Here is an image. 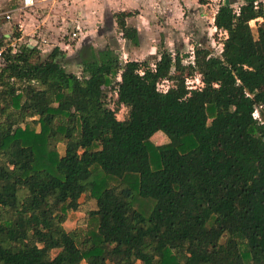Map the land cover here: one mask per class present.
I'll list each match as a JSON object with an SVG mask.
<instances>
[{
  "label": "trees",
  "instance_id": "trees-1",
  "mask_svg": "<svg viewBox=\"0 0 264 264\" xmlns=\"http://www.w3.org/2000/svg\"><path fill=\"white\" fill-rule=\"evenodd\" d=\"M238 3L215 15L220 55L6 48L0 264H264V0ZM130 15L116 23L139 46ZM74 212L86 220L68 231Z\"/></svg>",
  "mask_w": 264,
  "mask_h": 264
},
{
  "label": "crops",
  "instance_id": "crops-1",
  "mask_svg": "<svg viewBox=\"0 0 264 264\" xmlns=\"http://www.w3.org/2000/svg\"><path fill=\"white\" fill-rule=\"evenodd\" d=\"M64 1H67L69 5L67 9L63 7L62 10L56 8L54 10L51 5L55 2H59V0H50V4L47 3L49 0H36L35 7L31 8L34 13H27L25 11V14H16L14 22L12 20L6 21L5 19L0 18V29L11 25L13 32L18 29L22 33L21 38H25L34 34L27 28L30 23H33L36 29H38L35 34H38V36L43 37L50 43L54 42V45L52 46L59 47L67 54V57L72 58L87 40L91 41V39L96 36H99V38L103 37L101 28L105 23V16L107 15L106 6H108V3H102L104 0ZM112 1L114 7L117 8L113 14L119 12L131 14L127 17V23L129 26L138 29L141 41L139 46L130 48L128 52V55L130 56L129 60L142 61L143 57L138 56L147 52L148 45H151L150 42L142 40L145 33L149 34L151 37L153 36L155 39L156 33L159 31V35L163 34L165 39L163 43L166 45L162 47V50L167 49L171 52H175L179 50L176 46L177 42L182 38L185 42L186 38L184 35L189 37L185 32L180 31L185 30L189 24L193 26L194 22L201 19V17H207L208 12L212 13L210 24L214 26L215 15L220 7V3L225 0H221V2H219L218 5H215L214 8L213 3L217 0H110L109 3ZM238 1L243 2V0ZM74 10H76L77 13V23H72L67 20L74 15ZM114 24H117L116 20H114ZM68 25L71 26L70 30ZM74 27L76 29L78 28L76 31H79V36L77 35L75 38H73L71 34L75 31ZM197 27H200L198 22ZM67 32H69V37H67ZM174 33H177V37H175ZM195 33L196 32H192V35ZM21 38L19 40H21ZM15 40L17 41L18 39ZM29 41L30 43L28 44L30 46H38V44H40L37 42L36 38L34 39L33 37L30 38ZM198 44H203L202 39ZM93 45L98 48L95 43H93ZM152 47L154 49L156 46L152 45ZM159 51L161 50H158L157 52L154 50L147 54L154 56V58H159ZM135 55L138 56L136 57ZM126 61L128 60L126 59L125 62ZM73 64L74 67L79 68L75 63ZM162 135V132H159L158 134L156 133L153 136V140L154 138H161L160 142L162 144L167 143V139Z\"/></svg>",
  "mask_w": 264,
  "mask_h": 264
},
{
  "label": "rangeland",
  "instance_id": "rangeland-1",
  "mask_svg": "<svg viewBox=\"0 0 264 264\" xmlns=\"http://www.w3.org/2000/svg\"><path fill=\"white\" fill-rule=\"evenodd\" d=\"M110 0H104L102 1V3H108L106 6L107 7V15L105 16V23L103 24L102 28H101V32H102V36L101 38H99V36L94 37L93 39H91L92 43H95L96 46L98 48H104L106 47L107 44L112 45L120 54L121 56V61L125 62V60H129V55L128 52L130 50V48H133L134 45H132L130 42H128L126 39L124 40L123 36L120 34L119 32V28L117 26V24H114V20H116L114 17L116 15L113 14L114 11H116V7H114L113 5V1L111 3H109ZM219 2H221V0H217L213 3V8L215 7V5H218ZM47 3H51L50 0ZM242 2H239L238 4H240ZM52 8L55 10L59 9L62 10L63 7L65 9H67V7L69 6L67 1L64 0H59V2H55L52 5ZM20 7V0H0V14L1 13H5V12H9V11H14L17 10ZM49 9V8H48ZM30 13L33 12L32 9H27L24 10V12ZM69 11V10H68ZM23 11H16L13 13L14 18H12L11 20L14 22V20L16 19V14H25ZM36 12V11H35ZM34 13V12H33ZM134 13V12H133ZM212 16L211 12H208V16L207 17H201V19H198L194 22L193 26H191L189 24V26L187 28H185V30L180 31V32H185V34L189 35V37H187L186 35H184V37L186 38L185 42L184 39L182 38L180 41L177 42L176 46L177 49L181 50L184 54H189L192 55L194 52V47L195 45L198 44V42L202 39L204 46H206L207 48H209L214 55H220L221 51H222V43L221 40L224 38L225 34L217 32V29H215V27L210 24V17ZM77 13L76 10H74V15H72L71 17H69L67 20L71 21L72 23H77ZM200 21V22H199ZM197 22L199 23L200 27H197ZM13 24V23H12ZM69 26V30L71 29V26ZM253 27L256 28V24L255 22L253 23ZM28 30L31 32H33L34 34L32 36L29 37H25V38H21V40H15V38L13 39L12 36L14 34V32L12 31V26H6V27H2L0 29V36H2L3 40L8 44L14 43L19 45L22 44H26V43H30V38H36L37 42L40 43L38 44V48L41 51V54L43 56H46L48 53H50L55 47L52 46L54 45V42L50 43L49 41H47L46 39H44L43 37L38 36V34H35L36 31L38 29H36L35 25L33 23H30L29 27L27 26ZM75 31L72 32V36L73 38H75L77 35L79 36L78 32L76 31L77 29L74 27ZM72 29V30H74ZM71 30V31H72ZM19 31V30H18ZM178 32V33H180ZM192 32H196L195 34L192 35ZM19 33L22 35V33L19 31ZM67 32V37L68 36ZM76 34L75 36L73 34ZM6 35H10V36H6ZM175 37H177V33H174ZM5 38V39H4ZM164 39L163 34L159 35V31L156 33V38L154 39L153 36H149V34L143 35L142 40L150 42L151 45H148V49L147 52H145L144 54H140L135 55L136 57H143V60H150V61H154V56H150L147 53H150L152 51H158V50H162L163 46H166L162 40ZM162 40V42H161ZM183 41V42H182ZM34 45V44H33ZM51 45V46H49ZM152 45H155L156 47L153 49ZM175 46V48H176ZM125 53V54H124ZM128 58H127V57ZM67 70L69 71H74V72H79L78 74H80L81 69L80 68H76L74 67V64L71 65H67L66 66ZM195 82V83H194ZM199 83V79H196L195 81L189 80L188 84L189 86L195 87L197 86ZM168 88L167 83L163 82L161 85V89L162 90H166ZM261 110L258 109L255 113V117L256 118H260L261 116ZM125 113H126V109L122 108L121 111H119L118 113V118L119 119H123L125 117ZM159 133V132H158ZM157 133V134H158ZM161 133V132H160ZM163 133V132H162ZM164 138L167 139V141H169L168 137L163 133L162 135ZM160 139H155L154 138V142L158 145L162 144L160 142ZM58 149L59 152L61 154H64V150H65V146L63 144H59L58 145ZM81 201L84 203V209H90L92 206L91 202H88L87 199H85L84 197H82ZM86 217H85V212H74V213H70L69 217H68V221L65 224V228L70 231L75 229L76 227L79 226H83L85 223ZM82 264H87L86 262H83Z\"/></svg>",
  "mask_w": 264,
  "mask_h": 264
},
{
  "label": "built area",
  "instance_id": "built-area-1",
  "mask_svg": "<svg viewBox=\"0 0 264 264\" xmlns=\"http://www.w3.org/2000/svg\"><path fill=\"white\" fill-rule=\"evenodd\" d=\"M35 5H36V0H21L20 7L17 10L1 13L0 18L5 19L6 21H10L12 19L14 12L19 10L24 12V10L31 9L35 7ZM73 35L75 36L76 34L74 33ZM6 36H10V35H6ZM5 44H6L5 46L0 47V66H3L5 64L3 55L6 48H8L11 45L12 46L15 45L14 43L8 44L7 41L5 42Z\"/></svg>",
  "mask_w": 264,
  "mask_h": 264
},
{
  "label": "water",
  "instance_id": "water-1",
  "mask_svg": "<svg viewBox=\"0 0 264 264\" xmlns=\"http://www.w3.org/2000/svg\"><path fill=\"white\" fill-rule=\"evenodd\" d=\"M226 3H229V0H226Z\"/></svg>",
  "mask_w": 264,
  "mask_h": 264
}]
</instances>
